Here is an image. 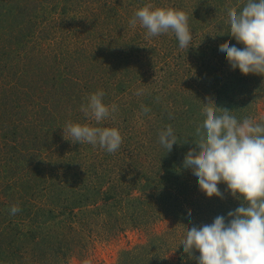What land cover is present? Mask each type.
Segmentation results:
<instances>
[{
	"label": "rangeland",
	"instance_id": "obj_1",
	"mask_svg": "<svg viewBox=\"0 0 264 264\" xmlns=\"http://www.w3.org/2000/svg\"><path fill=\"white\" fill-rule=\"evenodd\" d=\"M246 2L0 0V264H197L187 229L241 205L223 183V199L207 197L183 166L203 103L264 123V76L232 70L219 51L244 47L227 13ZM146 4L186 12L192 46L131 27ZM100 90L118 111L97 123L80 109ZM68 122L117 128L123 143H72ZM168 125L170 152L159 143Z\"/></svg>",
	"mask_w": 264,
	"mask_h": 264
},
{
	"label": "clouds",
	"instance_id": "obj_2",
	"mask_svg": "<svg viewBox=\"0 0 264 264\" xmlns=\"http://www.w3.org/2000/svg\"><path fill=\"white\" fill-rule=\"evenodd\" d=\"M227 15L229 33L244 47L226 42L219 45V51L226 52L232 70L264 76V0H247L240 11L232 7ZM188 20L182 10L146 4L134 13L129 25L135 28L139 23L146 29V38L171 31L179 47L188 49L193 39ZM142 93L140 89L135 94ZM104 95L102 90L91 94L80 109L97 123L114 119L112 114L118 111L117 105L103 103ZM141 107L142 114L150 112L148 107ZM202 113L205 119L196 128V147L186 153L183 166L198 178L199 188L207 197L223 199L218 187L223 183L241 205L229 211L227 218L220 215L211 224L188 228L181 241L183 251L197 264H264V123L252 117L238 121L231 111L218 108L211 100L203 103ZM63 134L65 139L71 137L68 140L72 143L99 145L108 153H115L123 143L114 127L68 122ZM159 143L167 152L177 143L171 125L159 133ZM19 211V206L13 205L10 214ZM194 252L199 256H193Z\"/></svg>",
	"mask_w": 264,
	"mask_h": 264
}]
</instances>
